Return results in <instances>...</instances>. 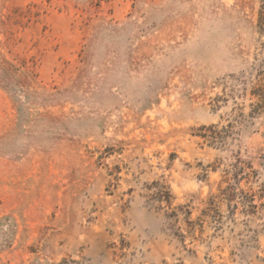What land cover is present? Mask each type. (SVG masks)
I'll list each match as a JSON object with an SVG mask.
<instances>
[{"label": "rangeland", "instance_id": "rangeland-1", "mask_svg": "<svg viewBox=\"0 0 264 264\" xmlns=\"http://www.w3.org/2000/svg\"><path fill=\"white\" fill-rule=\"evenodd\" d=\"M259 6L0 0V264H264Z\"/></svg>", "mask_w": 264, "mask_h": 264}, {"label": "trees", "instance_id": "trees-1", "mask_svg": "<svg viewBox=\"0 0 264 264\" xmlns=\"http://www.w3.org/2000/svg\"><path fill=\"white\" fill-rule=\"evenodd\" d=\"M256 30L260 35L264 36V0H260V6L256 20ZM253 94L258 97V99H260V104L258 105L264 104V85H260ZM229 202L231 201L229 200Z\"/></svg>", "mask_w": 264, "mask_h": 264}]
</instances>
